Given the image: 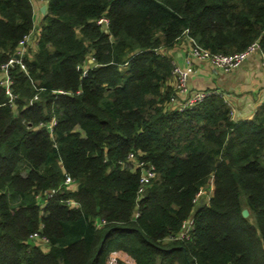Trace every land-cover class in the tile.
<instances>
[{
    "label": "trees",
    "instance_id": "trees-1",
    "mask_svg": "<svg viewBox=\"0 0 264 264\" xmlns=\"http://www.w3.org/2000/svg\"><path fill=\"white\" fill-rule=\"evenodd\" d=\"M42 2L11 97L1 66L35 8L0 0V264H264V104L241 120L220 94L173 108L168 54L187 31L212 52L258 41L264 56V0ZM131 152L155 166L142 193L141 170L121 164Z\"/></svg>",
    "mask_w": 264,
    "mask_h": 264
},
{
    "label": "built area",
    "instance_id": "built-area-1",
    "mask_svg": "<svg viewBox=\"0 0 264 264\" xmlns=\"http://www.w3.org/2000/svg\"><path fill=\"white\" fill-rule=\"evenodd\" d=\"M36 0H31L34 4ZM42 1V0H39ZM98 23L108 24L109 19L107 17H103L98 20ZM31 33L25 36L20 40L16 52L14 56L7 62L2 64V75H1V83L7 87V92L13 97L12 92L10 90L11 77L9 72V67L13 63L21 64L22 66V56L24 55L25 46L31 42ZM182 36L186 39V49L187 54L184 57V64H180L175 60L168 51V54L171 56L172 62V79L174 81V89L175 94L171 97V105L173 108L186 109L192 108L202 102L206 97L211 94H220L223 96L225 101L232 107V102L229 97L226 96L222 91L215 89H194L190 84V68L194 65V62L197 60H207L210 61L216 68L221 69L225 72L232 71L237 69L243 62L247 60V58L255 53L262 52L260 44L258 41L252 42L248 47L244 50L234 52V53H221V52H212L209 49L203 47L198 41L190 36L187 31H185ZM181 36V37H182ZM180 37V38H181ZM179 38V39H180ZM16 54L18 55L16 57ZM264 65V59H263ZM83 73H86V68ZM179 94L185 95L184 97L179 96ZM233 113V108H232ZM51 127V125L49 126ZM121 164L124 168H127L132 171H136L138 169L141 170V179H140V187L138 189V193H142L147 185L151 182V179L156 175L155 166L150 164H145V162L138 159L134 152L129 153L127 159L125 161H121ZM74 182V179L71 177H67L64 181V184L70 185ZM57 189L47 190L45 193V197L42 195H37V200L41 206L44 208L47 204V200L51 198ZM203 196V190L198 192L195 198V202H198V199ZM207 203V202H206ZM205 203V204H206ZM67 204L70 206L78 207L79 203L74 200H67ZM193 220L192 218L185 221L183 224V229L180 232V237L188 239L190 236V231L192 229ZM30 238L35 242H40L42 244L48 243V238L46 236H41L39 232L32 233Z\"/></svg>",
    "mask_w": 264,
    "mask_h": 264
},
{
    "label": "crops",
    "instance_id": "crops-1",
    "mask_svg": "<svg viewBox=\"0 0 264 264\" xmlns=\"http://www.w3.org/2000/svg\"><path fill=\"white\" fill-rule=\"evenodd\" d=\"M44 2L36 0L34 3L36 36L29 42V48L35 51L38 47L37 38L40 32L43 13L41 6ZM34 30V29H33ZM186 39L182 36L177 44L169 49V54L184 64V57L187 54ZM264 56L261 52L251 54L245 62L237 69L225 72L216 68L210 61L197 60L190 68V84L194 89H215L220 90L232 102L233 116L238 119L252 118L256 110L264 104ZM174 87V81L169 82ZM179 96H185L179 94Z\"/></svg>",
    "mask_w": 264,
    "mask_h": 264
},
{
    "label": "rangeland",
    "instance_id": "rangeland-1",
    "mask_svg": "<svg viewBox=\"0 0 264 264\" xmlns=\"http://www.w3.org/2000/svg\"><path fill=\"white\" fill-rule=\"evenodd\" d=\"M36 26L38 27V23L35 24V28H36ZM35 28H34L33 32H31V35H30L31 42L34 40V38L36 36V29ZM30 50L33 51V47H31ZM212 189H213V185H212V181H211L210 184L208 185V187L203 190V196H201L198 199L197 205L198 204H205L208 201L210 195L212 194Z\"/></svg>",
    "mask_w": 264,
    "mask_h": 264
},
{
    "label": "water",
    "instance_id": "water-1",
    "mask_svg": "<svg viewBox=\"0 0 264 264\" xmlns=\"http://www.w3.org/2000/svg\"><path fill=\"white\" fill-rule=\"evenodd\" d=\"M41 11H42L43 14L47 11V5H46L45 3L41 6ZM17 56H18V55L16 54V57H17ZM248 214H249L248 209H244V210H243V215H244V216H247Z\"/></svg>",
    "mask_w": 264,
    "mask_h": 264
},
{
    "label": "clouds",
    "instance_id": "clouds-1",
    "mask_svg": "<svg viewBox=\"0 0 264 264\" xmlns=\"http://www.w3.org/2000/svg\"><path fill=\"white\" fill-rule=\"evenodd\" d=\"M33 32V31H32Z\"/></svg>",
    "mask_w": 264,
    "mask_h": 264
}]
</instances>
